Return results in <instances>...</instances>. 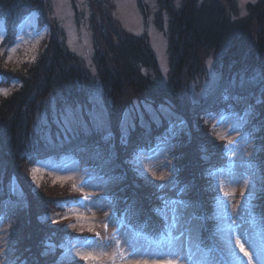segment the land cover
Masks as SVG:
<instances>
[{
    "label": "trees",
    "instance_id": "16d2710c",
    "mask_svg": "<svg viewBox=\"0 0 264 264\" xmlns=\"http://www.w3.org/2000/svg\"><path fill=\"white\" fill-rule=\"evenodd\" d=\"M87 1L93 10L90 9L89 19L94 48L95 67L92 68L66 47V34L53 17L48 0H0V20L5 22L7 29L4 44L9 46L14 42L12 37L18 24L34 12L38 13V28L47 34L41 54L34 61L12 66L0 57L1 80L17 81L12 92L0 95V215L11 223L16 264H56L62 250L60 245L68 236L79 232L74 227L68 228V220L53 225L41 219L51 212H62V205H55V202H63L74 195L70 187L57 197L43 193L42 188L32 192L35 183L30 174L31 165L36 160L59 157L63 153H79L80 159L91 158L92 162L104 161V172L122 179L113 191L117 196L114 202L121 198L117 209L127 210L128 205L130 227H139L149 235L166 233L164 217L154 212L162 207L157 203L158 199L163 201L160 190L153 186L156 184L145 183L125 161L136 145L148 148L150 142H155V138L167 130L168 122L152 125L151 129L137 126L129 135L130 145H122L120 122L133 101L153 104L157 108L169 105L186 121L187 130L173 141L171 167L176 170L177 185H189L186 198L202 205L197 215H211L210 197L214 193L204 190L207 184L204 168L207 164L223 165L226 157L219 154L223 147L212 124L199 117L209 107L213 111L226 107L220 101L222 86L233 79L238 81L241 75L264 73V0L248 4L243 11L238 0H157L159 13L155 15L160 21L167 20L166 28L158 25L168 40L170 63L166 75L146 37L125 31L120 21L111 15V10H105V0ZM72 4L78 20H85V9L80 11L76 0H72ZM139 7L145 12L140 1ZM209 59L213 60L221 87H217L215 94H210L206 101L194 104L191 87L205 78ZM93 94L101 96L108 110L113 133L110 145H105L100 135L94 134L87 138V152L74 151L78 141L61 146L63 136L51 142L43 137L41 129L37 131L44 115L50 119L55 108L61 110L66 104L88 106ZM235 94L253 96L249 101L254 111L247 129L257 149L253 162L260 171L261 182L251 208L264 230V96L258 89H236ZM255 98H260L262 103L255 104ZM231 103L236 112L243 111L244 108L236 109L235 101ZM94 144L100 155L91 147ZM109 149L112 162L106 163ZM205 149L211 155L209 161L204 159ZM13 177L21 188L20 196L10 190ZM124 196L128 197V202H122ZM18 199H22V203L16 206ZM214 222L205 220L200 231V241L207 249L213 245L209 234L215 231ZM46 242L57 245V255L44 254ZM60 264H86V261L77 259Z\"/></svg>",
    "mask_w": 264,
    "mask_h": 264
},
{
    "label": "rangeland",
    "instance_id": "374dc122",
    "mask_svg": "<svg viewBox=\"0 0 264 264\" xmlns=\"http://www.w3.org/2000/svg\"><path fill=\"white\" fill-rule=\"evenodd\" d=\"M51 3V9L53 8V17H55L61 24L65 36H66V47L74 54L79 56L87 67H95L93 63V38L92 31L90 29V4L87 0H76L78 1V6L80 11H85V20H78L75 15L72 0H48ZM139 1L143 4L145 12L139 7ZM240 2V9L243 11L248 4H255L258 0H238ZM150 7V9H149ZM104 8L107 11L111 10V15L117 20L120 21L122 27L125 31L134 34L136 36H143L149 40L150 46L154 51L156 59L159 63L160 69L163 74L166 75L169 71V53H168V40L165 33H162L159 26H165L167 20L164 21L158 20L156 13H159V6L157 0H105ZM92 10V9H91ZM93 11V10H92ZM146 14V15H145ZM246 15V13L244 14ZM38 13L32 14L25 24L21 25L18 31V36L14 39V42L7 46V43H3L4 37L6 36L4 24L0 22V57H4L12 66H18L24 61H34L41 54L42 44L45 38L47 37L46 33H43L37 25L36 19ZM162 17V16H161ZM159 25V26H158ZM168 29V28H167ZM48 33V29H47ZM213 60L209 59L207 61V74L205 78L200 82H197L191 87V98L196 93H201L202 99L203 94L206 90L213 88V77L219 78V75L213 68ZM89 67V68H90ZM17 86V81L5 80L2 81L0 78V95H8L12 92ZM99 99V105L97 106V113L103 118L106 117L110 122V117L107 108L105 107L101 96L99 94L95 95ZM210 96V95H209ZM251 101V99H250ZM249 100L243 101L240 103L235 102L237 106L236 109L244 108L246 103H250ZM149 105L152 109L158 110L160 107H156L153 104H148L146 102L133 101L132 105L124 112L122 118L135 119L136 127L130 130V133L137 128L146 127L151 129L152 125L161 126L164 121H167V129L169 127L170 120H174L176 117H179L175 114L172 107L169 105L166 106L167 109L171 110L173 114L171 117L168 116L167 112L163 115H159V118L153 122L149 113L145 111L144 106ZM83 106V105H82ZM91 104L88 105L90 109ZM233 107V106H232ZM102 110V111H101ZM60 110L54 109V116L44 115L43 120L39 124V129L37 131L43 132V137L50 140L51 142L54 139L60 140L62 135L58 137L59 129L54 123V117L58 114ZM241 110H237L239 113ZM87 119V117H85ZM250 120V117H249ZM209 122L216 127L214 128L215 136L217 134L227 135L228 138L239 141L240 143L236 146L230 157H227V162L222 167H226L229 161L234 162V171L243 173L250 171L245 168L243 165L251 163L254 165L255 171L258 174L259 179L256 182V191L253 193L251 191L252 180L249 179L245 183L240 185L231 184L227 179V173L222 177L223 186L218 189L217 192H213L214 196H219L221 200L225 201L228 205V210L232 215L231 223L239 226L237 228V235H240L242 231H246L248 234L240 236L241 243H243L245 250L252 257V264H258L257 254L264 252V230L262 229V224L256 218L252 212L251 204L249 205L247 198L251 194L252 199L255 197L257 190L261 182L260 171L256 168L253 157L256 153V147L253 144V135L247 129L245 125L244 129L238 132L230 131V126H226L223 122H217L216 120H209ZM111 126V122H110ZM245 132L250 133L249 142L245 143L242 140ZM219 140V139H218ZM222 141V140H219ZM226 145V140H223ZM149 143V141H148ZM151 143V142H150ZM147 150V149H145ZM171 153V152H170ZM167 154V159L165 155L161 154L158 159L145 158L143 160V169L147 174V177L152 180L153 184H167L174 176V173L171 171V154ZM100 155V154H99ZM80 156V154L78 155ZM77 155H66L59 159L52 158L48 160H43L40 162L33 163L31 168H38L36 172V179L33 180L35 185L33 191L42 188L43 193L60 196L64 189L70 187L72 194L76 196H82V198L73 206H68L62 212H51L44 217V223H51L53 225L56 222L53 221H63L68 220V228H76L78 233H89L91 237L88 240L84 241H74L64 243L65 246L69 249H72L71 259H66L60 263H68L80 259L84 261L80 256L76 255V252H79L83 255H91L96 259L85 260L86 264H112V261L115 260V264H143L144 260H147L148 264H166V258H171L168 253L167 246L160 247L155 243L150 241H155L159 237L156 235H149L145 232L139 230V227L132 228L128 232L127 239L135 243L136 248L138 249L137 253L130 254L131 249L128 246V243L125 242V238L122 237V234L125 232V229L120 228L116 222L117 218L125 219V216L122 217L121 214L118 215V202H114V199L117 196L113 195V191L116 190L117 186L122 181L120 176H110L109 173L104 172V161H94L88 162V159H79ZM74 160H78L79 164L74 163ZM218 167V166H217ZM32 169H30V174L33 179ZM87 169V171L85 170ZM151 169V171H149ZM155 171L156 176L153 177L151 172ZM162 173L166 174V179L164 181L159 180V177ZM109 177H119V179L109 180ZM121 179V180H120ZM247 185V186H245ZM16 192L15 196H20L21 188L18 183L15 181ZM183 187L177 185V188ZM157 189V188H156ZM12 192V191H11ZM163 198L173 199L177 197V189L166 188L160 190ZM227 193V195H226ZM13 194V192H12ZM71 194V195H72ZM63 195V193L61 194ZM73 196V195H72ZM110 198V199H109ZM184 200L190 201L186 198L184 194L182 197H179ZM252 201V200H251ZM157 203H160V211L155 213L162 215L164 220H162L164 229L167 234L168 225L172 224V216L170 209H165L163 206V201L160 199L157 200ZM161 209H164L163 212ZM196 211V209H189L188 212L184 214V219H187L190 212ZM214 211V209H213ZM212 211V212H213ZM251 211V215H249ZM128 212V205H127ZM58 213V214H57ZM210 214V213H207ZM2 218V219H1ZM128 215L125 219V223L128 224ZM183 223V221H181ZM199 222L192 221V226L195 227ZM205 221L203 222V224ZM220 222L215 221L214 227L216 228ZM11 223L6 220L4 217H0V264H6V259L11 260L13 264L15 260L13 259L14 248L12 245L14 242L11 239L10 235ZM181 231L180 225H177V229L173 231V235H179ZM201 231V230H200ZM139 232L140 236H135L133 233ZM55 233H57L55 231ZM147 237V239H145ZM213 241H219V236L211 237ZM57 240V239H56ZM117 240L119 244H117ZM184 242L182 237L180 241L176 242V246H179ZM54 244L52 242H49ZM192 249H193V260L189 261L186 257L181 260L180 264H210L209 260H203L201 258V252L199 249H205L200 241L199 236L192 237ZM59 244V242H58ZM55 245V244H54ZM60 245V244H59ZM55 251L46 249L47 255H57L59 248L55 245ZM236 254L240 257L239 261H234L233 264H247L248 258L240 252L239 247H235ZM8 254L7 257L5 254ZM64 254V249L62 248L59 258ZM57 264V260H55Z\"/></svg>",
    "mask_w": 264,
    "mask_h": 264
},
{
    "label": "snow or ice",
    "instance_id": "6c2138e0",
    "mask_svg": "<svg viewBox=\"0 0 264 264\" xmlns=\"http://www.w3.org/2000/svg\"><path fill=\"white\" fill-rule=\"evenodd\" d=\"M217 87H221L219 84V78L213 77V88L210 90H206L203 94L202 99L207 100L210 94H215V89ZM236 89L241 91L249 90V89H258L259 93L264 96V73H252L250 76L239 77V80L233 79L229 82V84L222 86V91L220 95V101L223 102L226 107L219 110L213 111L210 107L204 110V115L199 117L203 119L205 123L209 120H216L218 123L223 122L226 126H230V131L238 132L244 129L245 125L249 122V117L253 115L254 105L251 103H246L242 112H236L233 107L231 101H235L237 103L247 101L253 98L252 94L249 96H241L236 93ZM201 93H196L193 97L194 104H201ZM89 103L92 107L89 109L87 105L76 104L65 105L58 114L54 117V123H56L59 132L58 137L60 135L63 136V140L61 141V146L65 143H72L73 141H78L76 144V148L74 151L87 152V138L93 136L94 134L100 135L101 141L105 145H110L113 139V133L111 131L110 122L106 117H101L97 113V106L99 105V99L94 94L90 95ZM262 101L260 98H255V104H261ZM145 111H147L152 118V121L155 122L159 115H163L167 112L168 116H172L170 109H167L166 106L161 105L158 110L152 109L151 106L145 105ZM102 111V110H101ZM87 117V119L85 118ZM136 127L135 119L122 118L120 122V143L124 146H129V132L130 130ZM213 128L216 127L215 124L212 125ZM187 130L186 121L183 118L176 117L174 120H170L168 129L155 138V142L150 143L147 150L142 145H136L133 147L131 152V157L125 161L130 167L131 170L139 177L144 178L145 183L149 185H153L151 179L147 177L146 172L143 169V160L145 158L158 159L161 154L165 155L167 159V154L171 152L174 147L173 141L182 133ZM255 131V129H253ZM250 133L245 132L242 140L245 143L249 142ZM83 138V139H82ZM217 139L226 140V145L221 149L220 155L223 157H230L235 150L236 146L240 143L239 141L228 138L227 135L217 134ZM96 149V154L99 155V148L97 145H91ZM219 148V146H214ZM204 159L209 161L211 159V155L205 149ZM215 154V153H212ZM112 162V152L109 149V156L106 160V163ZM74 163L79 164L78 160H74ZM245 168L250 171H246L243 173L235 172L234 162L229 161L226 167H217L215 165H210L207 167L203 176L207 179V184L205 186V191L209 193L217 192L218 189L223 186L222 177L227 173V179L231 184L240 185L245 183L249 179L252 180L251 191L254 193L256 191V182L259 179L258 174L255 171L254 165L250 162L243 165ZM38 168L32 169L33 180L36 179V172ZM87 171V169H85ZM151 171V169H149ZM171 171L175 173V169L172 168ZM152 176H156V172H151ZM159 180L164 181L166 179V174L162 173L159 177ZM109 180L119 179V177H109ZM178 181L175 179V176L171 180L168 181L167 184H159L153 185L155 188L159 190H163L166 188L177 189V197L173 199L161 198L163 200V206L165 209H170L172 216V224L167 227V234L160 235L159 238L155 241H150L151 243H155L160 247L167 246L169 256L171 258H166V264H180L181 260L184 257L187 260L192 261L194 254L192 249V237L195 235L199 236L200 230L204 227L203 222L205 220H214L220 222L216 228V232L213 234L214 236H219V241H214L213 245L205 249H199L201 252V258L203 260H209L210 264H233L234 261H239L240 257L235 252V247H239V250L245 257L248 258L247 264H252V257L245 250L243 243H241L240 236L247 235L246 231H242L240 235H237V228L239 226L231 223L232 215L228 210V205L225 201L221 200L219 196L210 197V202L212 203V207L214 211L211 215H197L196 211H192L189 213L187 219H184V214L188 212L189 209H202V205L199 202H191L188 200L181 199L188 190L189 185L185 184L183 187L177 188ZM247 186V185H245ZM10 190L15 194L16 186H15V177H13L12 183L10 184ZM227 195V193H226ZM110 199V198H109ZM249 205L251 204L252 196L251 194L247 198ZM22 203V199L17 200V205L19 206ZM157 212L160 209H156ZM249 215H251V211H249ZM41 219H44L42 217ZM183 221V223H181ZM192 221H198L199 223L193 227ZM58 222V221H53ZM118 226L120 228L125 229V232L122 234V237L125 238V242L128 243L129 248L131 249L130 254L137 253L138 249L135 246V243L131 240L127 239L128 232L131 230L130 225L125 223V220L122 218H117L116 220ZM177 225H180L181 231L179 235L174 236L173 231L177 229ZM135 236H140L139 232L133 233ZM184 238V242L179 246H176V242L180 241L181 238ZM147 239V237H145ZM117 244L119 241L117 240ZM55 245L46 242V249L55 251ZM61 248L64 249V254L59 258L57 264L60 262L71 259L72 249H69L65 246V244L60 245ZM47 255V251L44 253ZM7 253L5 256L7 257ZM77 256H80L85 260L96 259L91 255H83L79 252H76ZM258 264H264V252L258 253ZM6 264H13L11 260L6 259ZM112 264H115V260L112 261ZM143 264H148L147 260L143 261ZM155 264V262H153Z\"/></svg>",
    "mask_w": 264,
    "mask_h": 264
}]
</instances>
